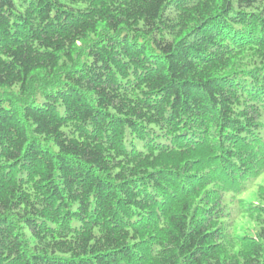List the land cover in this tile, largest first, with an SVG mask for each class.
Masks as SVG:
<instances>
[{
  "label": "trees",
  "instance_id": "trees-1",
  "mask_svg": "<svg viewBox=\"0 0 264 264\" xmlns=\"http://www.w3.org/2000/svg\"><path fill=\"white\" fill-rule=\"evenodd\" d=\"M261 176L264 0H0V264H264Z\"/></svg>",
  "mask_w": 264,
  "mask_h": 264
},
{
  "label": "rangeland",
  "instance_id": "rangeland-1",
  "mask_svg": "<svg viewBox=\"0 0 264 264\" xmlns=\"http://www.w3.org/2000/svg\"><path fill=\"white\" fill-rule=\"evenodd\" d=\"M254 193L253 192H247L244 196H242V198L246 199V200H249V199H252L254 197ZM246 226H249L248 222L246 220H243V221H239L238 223V227L240 228H245Z\"/></svg>",
  "mask_w": 264,
  "mask_h": 264
},
{
  "label": "snow or ice",
  "instance_id": "snow-or-ice-1",
  "mask_svg": "<svg viewBox=\"0 0 264 264\" xmlns=\"http://www.w3.org/2000/svg\"><path fill=\"white\" fill-rule=\"evenodd\" d=\"M259 183H260V186H261L262 188H264V176H261V177H260Z\"/></svg>",
  "mask_w": 264,
  "mask_h": 264
}]
</instances>
